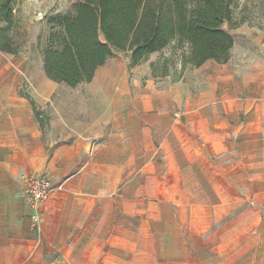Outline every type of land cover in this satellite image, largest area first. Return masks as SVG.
<instances>
[{
    "label": "crops",
    "instance_id": "0c3cea01",
    "mask_svg": "<svg viewBox=\"0 0 264 264\" xmlns=\"http://www.w3.org/2000/svg\"><path fill=\"white\" fill-rule=\"evenodd\" d=\"M14 56L0 51V264H264V238L247 241L243 228L217 251L148 252L140 235L132 240L124 233L106 249L109 229L125 228L141 214L147 178L162 172L164 163L172 187L187 161L194 178L204 174L211 191L225 193L226 201L196 203L199 209H236L242 164L227 169L212 160L230 148L227 125L213 123L215 129L205 132L199 122L181 134L173 108L178 100L167 90L156 96H168L171 107L147 119L153 108L136 80L133 91H121L117 76L97 77L102 66L76 86L50 79L44 67L36 80ZM83 83L86 91L73 90ZM132 99L141 102L133 107L135 122L125 118ZM32 173L56 186L37 206L22 192Z\"/></svg>",
    "mask_w": 264,
    "mask_h": 264
},
{
    "label": "rangeland",
    "instance_id": "374dc122",
    "mask_svg": "<svg viewBox=\"0 0 264 264\" xmlns=\"http://www.w3.org/2000/svg\"><path fill=\"white\" fill-rule=\"evenodd\" d=\"M76 1L79 0H17L14 10L21 21L19 34L25 46L13 58L24 73L40 79L41 49L49 38V18L71 12ZM223 27L234 40L231 57L226 63L208 61L201 67L189 66L180 80H174L177 73L153 77L151 62L170 56L172 44L131 69L128 50L114 47L112 56L96 74L100 80L117 76L121 91L128 88L133 91L136 80L140 91L148 94L147 100L153 108L147 119L158 117V109L171 107L170 98L156 96V91L167 90L176 95L178 102L173 103V108L178 112L181 134V130L191 128L194 123L200 122L205 132L215 129L213 123L226 124L230 148L212 160L217 166L227 164V169H233L235 163L242 164V177L236 179L239 199L234 203L236 209L226 214L211 208L199 209L196 203L202 206L203 203L226 201L225 193L222 189L220 195L211 191L209 179L204 174L194 178L193 172L186 170L194 165L187 161L181 162L184 170L172 187L171 175L164 163L162 172L147 178V196L141 201V214L132 216L130 225L125 228H118V224L112 226L107 232L106 249L113 244V236L123 233L130 235L132 240L140 235L142 249L148 252L217 251L222 249L225 238L240 228L247 241L250 237L264 238V32L248 24L229 29L225 23ZM99 38L105 39L101 32ZM86 86L87 83H83L73 90L86 91ZM57 89L71 90L62 86ZM140 104L132 99V110L129 115L125 112V118L129 116L131 122H135L138 116L133 107ZM184 140L187 146L192 144L186 136ZM196 173L201 174L200 171ZM134 240L137 244L138 239Z\"/></svg>",
    "mask_w": 264,
    "mask_h": 264
},
{
    "label": "trees",
    "instance_id": "16d2710c",
    "mask_svg": "<svg viewBox=\"0 0 264 264\" xmlns=\"http://www.w3.org/2000/svg\"><path fill=\"white\" fill-rule=\"evenodd\" d=\"M16 3L0 0V51L15 56L25 46ZM48 23L41 53L54 81L76 86L90 80L114 47L128 50L131 69L171 44L170 56L151 62L152 76L177 73L173 79L180 80L189 66L229 61L234 40L225 23L229 29L248 24L264 32V0H79L71 12L52 15Z\"/></svg>",
    "mask_w": 264,
    "mask_h": 264
},
{
    "label": "built area",
    "instance_id": "2783aa9c",
    "mask_svg": "<svg viewBox=\"0 0 264 264\" xmlns=\"http://www.w3.org/2000/svg\"><path fill=\"white\" fill-rule=\"evenodd\" d=\"M56 186L52 180L44 174L32 173L27 176L22 184V192L28 198L32 206H37L46 200ZM34 221L39 220V215L33 216Z\"/></svg>",
    "mask_w": 264,
    "mask_h": 264
}]
</instances>
